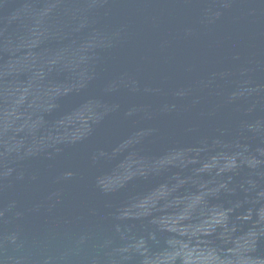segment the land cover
Wrapping results in <instances>:
<instances>
[{
	"label": "water",
	"instance_id": "obj_1",
	"mask_svg": "<svg viewBox=\"0 0 264 264\" xmlns=\"http://www.w3.org/2000/svg\"><path fill=\"white\" fill-rule=\"evenodd\" d=\"M0 264H264V0H0Z\"/></svg>",
	"mask_w": 264,
	"mask_h": 264
}]
</instances>
